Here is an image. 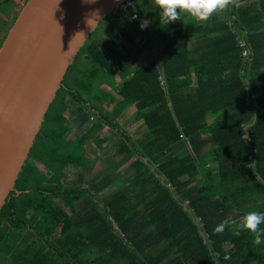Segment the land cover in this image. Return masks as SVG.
<instances>
[{
	"label": "trees",
	"instance_id": "trees-1",
	"mask_svg": "<svg viewBox=\"0 0 264 264\" xmlns=\"http://www.w3.org/2000/svg\"><path fill=\"white\" fill-rule=\"evenodd\" d=\"M157 11L124 3L99 26L110 38L98 27L79 52L0 213V230L30 237L0 264H264V243L231 223L264 212V0L184 29ZM114 29L156 42L158 59L138 66ZM132 107L131 136L119 121Z\"/></svg>",
	"mask_w": 264,
	"mask_h": 264
},
{
	"label": "water",
	"instance_id": "water-1",
	"mask_svg": "<svg viewBox=\"0 0 264 264\" xmlns=\"http://www.w3.org/2000/svg\"><path fill=\"white\" fill-rule=\"evenodd\" d=\"M130 0H29L0 47V213L79 52ZM83 34V35H82Z\"/></svg>",
	"mask_w": 264,
	"mask_h": 264
},
{
	"label": "clouds",
	"instance_id": "clouds-1",
	"mask_svg": "<svg viewBox=\"0 0 264 264\" xmlns=\"http://www.w3.org/2000/svg\"><path fill=\"white\" fill-rule=\"evenodd\" d=\"M152 2L159 10L160 24L167 26L185 17L198 23H206L215 15L234 6L236 0H152ZM150 24L151 21L145 19L140 22V27L143 30ZM229 223L228 220L220 222L213 229V233L222 234ZM231 223L235 225L232 229L233 235L239 237L243 232H247L252 236V242L255 245L264 243V228H261V225H264V212L249 211L241 217L238 224L235 221ZM213 255L218 257L219 253H213ZM224 259L227 260L230 257L226 255Z\"/></svg>",
	"mask_w": 264,
	"mask_h": 264
},
{
	"label": "rangeland",
	"instance_id": "rangeland-1",
	"mask_svg": "<svg viewBox=\"0 0 264 264\" xmlns=\"http://www.w3.org/2000/svg\"><path fill=\"white\" fill-rule=\"evenodd\" d=\"M24 3H25V0H20V6L21 7L23 6ZM13 4L14 3L11 2V5H13ZM9 6L10 5H8V3H4V4L0 5V14H2V16H4L3 12H5L7 7H9ZM155 9H156V7H155ZM156 10H158V9H156ZM157 12L159 13V10ZM182 20H184V22L182 23L183 29L191 26L190 23L193 24L192 23L193 21L189 17H185ZM189 20L191 22H189ZM174 23L177 24L178 22H174ZM179 25H181V24L179 23ZM107 27H108V25H106L105 27L104 26L99 27V29L96 31L98 33L97 38L94 37V39H96L97 41H100V39L105 36L107 38V40H108L110 38L111 34H109L107 32V30H106ZM147 28H145V29H147ZM113 33L115 34L114 38L117 39V40L119 39L118 40L119 42L116 41V40H115V42H116V45H118L119 49L121 50V52L123 54H126V51H131L133 55L136 54L135 46L138 47L140 45L139 44V42L141 40L140 37L136 38V42L135 43H129V42H127V41L122 39V35L120 34L118 29H114ZM141 37H143L142 38L143 41L146 40L145 36H141ZM119 43L121 45H119ZM152 47L154 48L153 51H152V49H150V46L147 48L146 55H145L144 59H151L152 55L156 56L157 53L155 51L156 47H155L154 43L152 44ZM140 55H141V52H140ZM142 58L143 57H141V59ZM79 66H83V63L80 62ZM102 104L105 107H108L109 109H112V110H114L115 107H116V102L112 101V100L111 101L110 100H105V101L102 102ZM135 109H136L135 107H132L130 110L126 111L124 117L120 118V121H119L121 126L125 127L126 130L129 133H132L131 136L132 135H136V131H139V129H141V128H139L140 127V122L135 119ZM83 132H84L83 129L82 130L72 129L69 132V136L68 137L70 139H76V138L80 137L83 134ZM117 135H118V133L112 132V130H110L108 127H106L98 136H100L103 139H107L108 137H116ZM90 158L94 159V155H91ZM98 162H99V160L97 159L96 162H95V166L99 168L101 165H99L100 162L99 163ZM73 171L74 170L71 169L70 175L73 174ZM66 210L68 211V208H66ZM5 227H7V228H5ZM5 227L0 230V260L3 257H5L6 255H10L11 251H13L15 248H17L16 245L14 246L13 245L14 243H12L13 237H16L17 239H18V237L22 238L23 236H26V235H29V237H30V234L27 233V232H14L11 228L8 227V225H6ZM7 238H9V239H7ZM47 250H49V249H47Z\"/></svg>",
	"mask_w": 264,
	"mask_h": 264
},
{
	"label": "crops",
	"instance_id": "crops-1",
	"mask_svg": "<svg viewBox=\"0 0 264 264\" xmlns=\"http://www.w3.org/2000/svg\"><path fill=\"white\" fill-rule=\"evenodd\" d=\"M3 1H5V0H1L0 1V5H1V2H3ZM26 1L27 0H25V2ZM12 2L14 3L13 5H11V2L8 3V5H10V6L7 7V9L5 10V12H3V15L4 16H2V14H0V47H1V43L6 38V36H7L8 32H9L11 26L13 25V22L16 20L15 18L18 17L20 11L22 10L21 8L24 7V6H22V7L20 6V0H13ZM25 4L26 3H24V5ZM137 37H140V39H141L140 42H139L140 45L138 47L135 46V48H136V54L137 55L139 54L138 58L140 57L139 59H137V64H138V66H140L143 63H145L146 61L150 60V59H144L145 58V55H146L147 48L150 46V49H152V51L154 50V48L152 47V45H150V43L147 44V46L145 47L144 45L146 43V40L143 41V39H142L143 37H141L140 35H136L135 36L133 43L136 42V38ZM152 43L155 44V47H156V50L155 51L158 54V46H157V43L156 42H152ZM140 52H141V55H140ZM157 54H156V56L152 55V60L153 59H158L157 58ZM141 57H143V58L141 59ZM102 81H104V80H101L100 82H102ZM104 84H102V85H104ZM106 100H109V99L106 98ZM142 127H143V125L140 122V127L139 128H142ZM110 139H114V137H110ZM102 153L100 154V156H102Z\"/></svg>",
	"mask_w": 264,
	"mask_h": 264
},
{
	"label": "built area",
	"instance_id": "built-area-1",
	"mask_svg": "<svg viewBox=\"0 0 264 264\" xmlns=\"http://www.w3.org/2000/svg\"><path fill=\"white\" fill-rule=\"evenodd\" d=\"M244 55H245V57H247L248 56V51H244Z\"/></svg>",
	"mask_w": 264,
	"mask_h": 264
},
{
	"label": "bare ground",
	"instance_id": "bare-ground-1",
	"mask_svg": "<svg viewBox=\"0 0 264 264\" xmlns=\"http://www.w3.org/2000/svg\"><path fill=\"white\" fill-rule=\"evenodd\" d=\"M28 1H29V0H28ZM28 1H27V2H28ZM27 2H26V3H27ZM25 5H26V4H25ZM25 5H24V6H25ZM20 12H21V11H20ZM19 14H20V13H19ZM18 16H19V15H18Z\"/></svg>",
	"mask_w": 264,
	"mask_h": 264
}]
</instances>
